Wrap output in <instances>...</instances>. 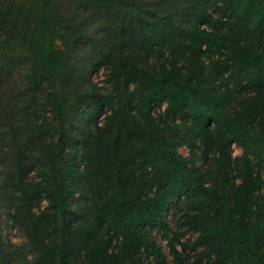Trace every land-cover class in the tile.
<instances>
[{
	"label": "trees",
	"instance_id": "16d2710c",
	"mask_svg": "<svg viewBox=\"0 0 264 264\" xmlns=\"http://www.w3.org/2000/svg\"><path fill=\"white\" fill-rule=\"evenodd\" d=\"M0 209V264H264V0H0Z\"/></svg>",
	"mask_w": 264,
	"mask_h": 264
},
{
	"label": "rangeland",
	"instance_id": "374dc122",
	"mask_svg": "<svg viewBox=\"0 0 264 264\" xmlns=\"http://www.w3.org/2000/svg\"><path fill=\"white\" fill-rule=\"evenodd\" d=\"M165 6V5H164ZM108 71L101 69L96 70L93 72V80L98 85V87H104L108 81ZM166 111V106L156 109L153 108L152 114L156 118V121L159 123H164L165 126L168 124H172L173 121L176 119L177 123L180 125V129L183 133V137H188L190 139L194 136V134H191L190 131H186L185 127L182 124V120L180 116L175 117V119L164 117L162 119L158 118L160 115H164ZM167 130L170 132V129ZM177 149L178 151L187 159L194 161L195 165L200 169H207L209 158H211L213 155L207 156L202 150L199 148V143L194 144V149H192L187 142H177ZM243 154L242 149L237 146L236 144L233 145V156L234 157H240ZM74 197L72 199V208L73 212L76 214H81L86 212V210L89 208V199L91 197L90 193V187L89 185H85L83 183H77L74 186ZM182 199H179L176 202L170 203L167 208V218L172 221L171 225L174 227V230L178 232L180 235V242L178 244V248L183 252L184 247H186L187 253L194 256V252H191L189 250L190 245L196 240L197 235L194 233L187 231V229H181L176 226V220H178L182 215L183 204L181 202ZM46 206L45 203L41 204V209H44ZM0 230L2 235L4 236L5 240L13 241L14 243H22L25 238L20 230L14 225L13 221L7 216V211L4 209H0ZM152 237L155 239V241L158 243L160 248L163 250L165 255L167 256L169 262H172L173 258L170 252V249L168 247L167 242L161 237V235L158 234L157 230L152 232Z\"/></svg>",
	"mask_w": 264,
	"mask_h": 264
}]
</instances>
